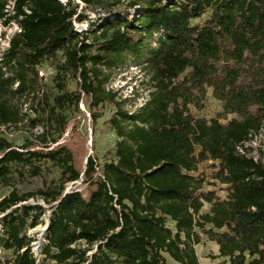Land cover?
Returning <instances> with one entry per match:
<instances>
[{
  "label": "trees",
  "instance_id": "1",
  "mask_svg": "<svg viewBox=\"0 0 264 264\" xmlns=\"http://www.w3.org/2000/svg\"><path fill=\"white\" fill-rule=\"evenodd\" d=\"M75 1L0 0V22L20 26L0 58V128L26 119L20 100L33 93L59 131L51 141L43 132L20 146L0 136V186L12 185L15 175L40 176L45 162L61 168L62 182L38 191L53 208L43 249L51 264H170L166 255L200 264L202 235L228 259L218 264H264V163L246 146L264 127V0H132L121 12L123 0H81V10ZM89 12L106 16L77 31L74 22L87 21ZM156 37L145 65L153 90L129 112L107 91L101 66L124 61ZM60 55L58 75L70 72L77 89L61 85L50 102L35 94L38 68ZM208 88L222 104L212 118L192 111L204 107ZM82 101L115 106L114 160L85 156L65 137L71 118L64 110L80 111ZM208 160L213 178L227 185L226 198L204 190V176L194 174ZM81 180L84 191H66ZM35 195L15 188L0 200V248L13 252V264H39L33 237L23 233L31 218L37 225L39 214L31 212L44 209L27 203Z\"/></svg>",
  "mask_w": 264,
  "mask_h": 264
},
{
  "label": "rangeland",
  "instance_id": "2",
  "mask_svg": "<svg viewBox=\"0 0 264 264\" xmlns=\"http://www.w3.org/2000/svg\"><path fill=\"white\" fill-rule=\"evenodd\" d=\"M66 2L67 0H62ZM132 0H123V5L119 6L116 10L121 12L125 9L126 5ZM79 3V10L82 9L81 0H76ZM133 13L136 8H133ZM208 11L202 18L193 20V24H201L208 16ZM88 20L83 22H74L75 29L79 32H86L94 23L97 26L101 22V16L89 12ZM97 29V28H96ZM20 31V26L16 22L5 26L0 22V58L10 45V39ZM99 31V30H98ZM95 43L93 53L99 52L98 46L101 40L91 41ZM145 46L141 47L133 53L124 54V61H118L112 67L101 66L103 74L107 77L106 89L107 91L113 90L117 92L116 99L122 101V107L129 112H134L140 108L148 100L150 92L153 90L152 74L145 66L148 58L150 57V50L158 46L157 37L154 39L146 38L144 40ZM58 61V62H57ZM63 57L60 55L58 60L44 61L38 68L40 76V88L35 94L39 93L52 98L61 93L60 86L63 85L69 92L77 89V81L71 76V73L62 72L58 75L60 63ZM190 71L188 69L182 76ZM43 72V75H41ZM38 98L34 94L24 96L20 102L23 104V111L27 114L26 119L19 125H7L0 128V136L6 137L14 144L20 146L27 142L36 140L37 137L45 132L48 141L58 136V127L54 124L51 125L50 120L47 119V110L45 103L38 104ZM204 107L197 109L192 106L194 114L200 117L212 118L216 117L222 111V104L214 98L213 89L208 88L207 95L204 99ZM37 108V109H32ZM80 111L73 105H68L65 114L71 118V127L65 134L75 146L82 148L83 155H96L100 162L114 160L116 143L119 140L115 129L110 123V119L115 114V106L110 103H102L96 108L89 107L86 102L82 101L79 105ZM82 112V113H81ZM93 113L98 114V119H93ZM237 117L236 114L229 115L228 118L222 119V122L227 123L228 120ZM30 118H38V121L32 122ZM76 136V137H75ZM246 146L249 148V155L254 156L255 159L261 160L264 163V127L261 131L249 141ZM86 163V158L84 159ZM214 161L208 160L199 165V170L194 172L195 175L202 174L205 178L204 190H213L218 196L222 198L227 197V185L220 183L217 179L213 178ZM63 180L61 168L53 162H45L40 176L32 177L28 172L25 176H17L12 181V185L0 186V200L8 195L13 189H18L20 193H35V196L29 198L27 203L42 204L44 209L40 212L32 211L31 214H39L36 226H32L33 218L29 220V224L24 229V234L33 237L32 249L38 259L39 264H51V259L47 258L44 254V247L48 244V229L47 225L53 214V208L48 205L38 194L41 189H46L51 186H57ZM84 191L86 184L78 181L76 184L70 183L66 187V191L74 189ZM209 204H205L203 211H208ZM4 214H0V218ZM168 224L174 228V222L170 219ZM42 229L44 231H42ZM199 230V229H198ZM2 234V225L0 223V236ZM202 242L196 246V251L199 256L200 264H218L228 260L227 258L218 256V245L215 241L208 239L202 235ZM82 247L86 248L87 245L82 243ZM13 252L0 248V264H13ZM170 264H178L168 257Z\"/></svg>",
  "mask_w": 264,
  "mask_h": 264
},
{
  "label": "crops",
  "instance_id": "3",
  "mask_svg": "<svg viewBox=\"0 0 264 264\" xmlns=\"http://www.w3.org/2000/svg\"><path fill=\"white\" fill-rule=\"evenodd\" d=\"M209 210H210V208H209ZM208 210V211H209ZM208 211H205V212H208ZM216 242V241H215ZM217 243V242H216ZM218 245V244H217ZM218 254H219V245H218ZM168 257H170L169 255H166V259H167V261H168ZM171 258V257H170ZM172 259V258H171ZM173 260V259H172ZM173 261H175V260H173ZM169 262V261H168ZM176 262V261H175ZM170 263V262H169ZM176 263H178V262H176ZM178 264H180V263H178Z\"/></svg>",
  "mask_w": 264,
  "mask_h": 264
},
{
  "label": "water",
  "instance_id": "4",
  "mask_svg": "<svg viewBox=\"0 0 264 264\" xmlns=\"http://www.w3.org/2000/svg\"><path fill=\"white\" fill-rule=\"evenodd\" d=\"M48 227H49V225H47V227H46V228L48 229Z\"/></svg>",
  "mask_w": 264,
  "mask_h": 264
},
{
  "label": "built area",
  "instance_id": "5",
  "mask_svg": "<svg viewBox=\"0 0 264 264\" xmlns=\"http://www.w3.org/2000/svg\"><path fill=\"white\" fill-rule=\"evenodd\" d=\"M41 75H43V72H41Z\"/></svg>",
  "mask_w": 264,
  "mask_h": 264
},
{
  "label": "bare ground",
  "instance_id": "6",
  "mask_svg": "<svg viewBox=\"0 0 264 264\" xmlns=\"http://www.w3.org/2000/svg\"><path fill=\"white\" fill-rule=\"evenodd\" d=\"M42 231H44V230L42 229Z\"/></svg>",
  "mask_w": 264,
  "mask_h": 264
}]
</instances>
